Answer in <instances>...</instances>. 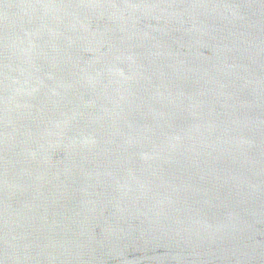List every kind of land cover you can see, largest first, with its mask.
Masks as SVG:
<instances>
[{"label":"water","instance_id":"1","mask_svg":"<svg viewBox=\"0 0 264 264\" xmlns=\"http://www.w3.org/2000/svg\"><path fill=\"white\" fill-rule=\"evenodd\" d=\"M0 264H264V0H0Z\"/></svg>","mask_w":264,"mask_h":264}]
</instances>
